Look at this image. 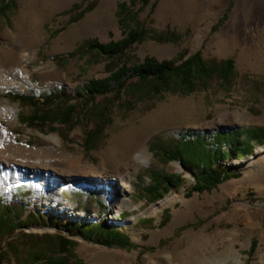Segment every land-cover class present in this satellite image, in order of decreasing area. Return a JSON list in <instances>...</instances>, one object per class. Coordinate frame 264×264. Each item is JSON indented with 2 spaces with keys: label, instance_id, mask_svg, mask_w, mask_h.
Masks as SVG:
<instances>
[{
  "label": "rangeland",
  "instance_id": "obj_1",
  "mask_svg": "<svg viewBox=\"0 0 264 264\" xmlns=\"http://www.w3.org/2000/svg\"><path fill=\"white\" fill-rule=\"evenodd\" d=\"M92 1L0 0V72L13 74L0 89V128L13 143L0 145V157L2 164L9 163L7 169L15 168L23 178L8 193L0 189V198L26 204L21 218L34 212V223L0 233L6 253L1 264H30L33 249L53 256L56 232L66 234L57 222L103 218L121 228L135 247L105 246L72 236V251L87 264H264V144L254 145L245 158L226 160L240 172L238 177L192 193L187 192L194 174L178 161L156 158L149 149L156 136L212 135L220 128L264 126V16L247 7L253 0H202L197 8L188 0L129 6L138 12L147 34L126 49L123 60L129 65L146 56L172 59L186 49L193 68L188 87L179 88L173 80V88L143 95L140 91L147 84L131 78L123 88L80 105L84 99L76 90L88 79L107 76L114 59L94 51L66 54L93 38H121L117 12L119 4H128L97 0L80 18L69 20ZM61 87L76 99L70 103L76 104L78 119L69 127L25 126L18 116L28 114L29 107L5 96L40 95ZM94 128L102 133L85 146ZM231 147L237 156L249 151L246 142L233 141ZM44 149L52 156H38ZM60 154L79 155L87 171L66 177L70 167ZM142 155L147 164L141 162ZM150 169L182 173L184 181L149 202L143 187L150 181ZM34 170L57 181L75 178L79 184L36 188L26 179ZM125 180L131 181L129 189ZM164 208L169 218L160 224ZM149 217L153 219L143 221ZM252 240L256 245L249 252Z\"/></svg>",
  "mask_w": 264,
  "mask_h": 264
},
{
  "label": "trees",
  "instance_id": "obj_2",
  "mask_svg": "<svg viewBox=\"0 0 264 264\" xmlns=\"http://www.w3.org/2000/svg\"><path fill=\"white\" fill-rule=\"evenodd\" d=\"M96 1L93 0L87 4L75 16H70L69 20L75 21L80 18L94 7ZM149 1L128 0V4L126 2L119 4L117 14L122 27L121 38L107 42H100L93 38L86 41L85 45L80 44L75 50L66 54L67 57H72L76 53L84 56L88 51H94L114 59L113 67L107 76L88 79L80 90H76V95L81 97V100L84 99L82 103L79 102L80 105L91 104L95 97L106 95L113 89L123 88L126 81L131 78L147 84L140 91L143 95H157L163 90L173 88L174 84H171L173 80L177 81L176 85L179 88L188 87L189 76L193 68L188 57L186 58V49L177 52L172 59L157 60L153 56H146L142 61L129 65L123 60L126 49L135 42L143 41L147 34V30L138 20V12L131 10L129 6L132 7L137 3L144 6ZM164 39V36H158V40ZM89 62H91L90 59L86 61V64ZM5 96L12 101H18L22 107H29L28 114L18 116V120L28 127L47 125L55 129V123L69 127L73 121L78 119L77 106L75 103H70L71 100H76L73 97L74 94H70L62 87L40 95L9 92ZM101 111L102 108L97 109V112L101 113ZM98 133H102L101 128H94L87 134V139L84 141L85 146L91 144ZM233 141L246 142L249 151L242 156H237L235 149L231 147ZM262 144H264V126L243 129L233 127L216 130L212 135L187 132L178 137L156 136L149 142V149L156 158L164 162L178 161L185 171L194 174L195 182L187 192L192 193L209 190L222 181L238 177L240 172L227 166L226 160L245 158L252 153L254 145ZM149 179V183L143 187V195L149 202L162 198L170 190L177 189L184 181L182 173H167L154 169L149 170ZM25 207L26 204L20 201L8 203L0 198V233H10L15 226L23 227L30 222L34 223V212L30 211L21 218L26 210ZM168 218V210L164 208L160 224L166 223ZM152 219L149 217L143 221L149 222ZM60 225L64 226L66 234L56 232L53 256H45L41 251H34V254L30 255L29 262L32 264H87L78 259L72 251L75 241L71 237L76 235L105 246L135 247L121 228L104 218L97 222L56 223V227ZM162 243L163 240L160 244ZM255 245L256 241L252 240L249 252L254 250ZM4 254L6 253H3L0 247V264L6 260Z\"/></svg>",
  "mask_w": 264,
  "mask_h": 264
},
{
  "label": "bare ground",
  "instance_id": "obj_3",
  "mask_svg": "<svg viewBox=\"0 0 264 264\" xmlns=\"http://www.w3.org/2000/svg\"><path fill=\"white\" fill-rule=\"evenodd\" d=\"M189 2H192L194 4H192L193 6L197 4L198 0H188ZM260 3V2H259ZM255 5V4H254ZM257 9V13L259 14V16H264V7H260V8H256ZM256 9H254L256 11ZM261 18V17H260ZM262 19V18H261ZM11 77H13L12 72H0V89H3V86L6 83L10 82ZM1 109L3 110H7V107L4 105H1ZM4 129L0 128V145L1 144H12L13 141L9 138L10 136L4 132ZM13 146V145H12ZM45 150V149H44ZM50 150V149H49ZM26 152V151H25ZM43 152V151H42ZM50 151L45 150V152L43 153H39L38 156H42V157H48L51 154L49 153ZM50 154V155H49ZM52 156V155H51ZM50 156V157H51ZM60 159H62V161L65 159L67 160V163L70 167V170H68L69 175H66V177L71 176V174L74 173H84L86 169V165H83L81 162H79V155H73V154H60L58 155ZM54 157V156H53ZM52 157V158H53ZM4 159L3 157H0V189L4 191V193H8L10 192L11 187H13L18 181L22 180L23 178H19L17 176V173L15 171V168L8 166V168L10 167V169H7L6 166L9 164H2V159ZM50 158V159H52ZM6 159V158H5ZM141 162L143 164H147L148 163V158L144 157L142 155L141 157ZM87 164V163H86ZM72 170V171H71ZM90 171V170H88ZM91 172V171H90ZM92 172H94L92 170ZM31 174H29L26 179L29 181H32L35 185L36 188L42 186V185H48V186H54L56 184H59V186L65 187V188H69L72 187L73 185H77L79 184V180L75 179V178H66V181H57L54 178H46L44 176H39L36 171L34 170V172H30ZM96 176L98 177H103L100 174H96ZM60 182V183H59ZM124 182V186L126 188H130L131 187V181L130 180H125ZM93 186H97L99 184H92Z\"/></svg>",
  "mask_w": 264,
  "mask_h": 264
},
{
  "label": "crops",
  "instance_id": "obj_4",
  "mask_svg": "<svg viewBox=\"0 0 264 264\" xmlns=\"http://www.w3.org/2000/svg\"><path fill=\"white\" fill-rule=\"evenodd\" d=\"M201 1L202 0H198V5L200 4ZM207 1H211V0H207ZM198 5H196V8H197ZM239 7H241V5L237 6V8H239ZM247 7L248 8H252V9L264 7V0H253L251 4L247 5ZM31 254H34V249L29 252V255H31ZM30 264H32V263L30 262Z\"/></svg>",
  "mask_w": 264,
  "mask_h": 264
},
{
  "label": "water",
  "instance_id": "obj_5",
  "mask_svg": "<svg viewBox=\"0 0 264 264\" xmlns=\"http://www.w3.org/2000/svg\"><path fill=\"white\" fill-rule=\"evenodd\" d=\"M238 128V127H237ZM220 129H222V128H220ZM225 129H228V128H225Z\"/></svg>",
  "mask_w": 264,
  "mask_h": 264
}]
</instances>
